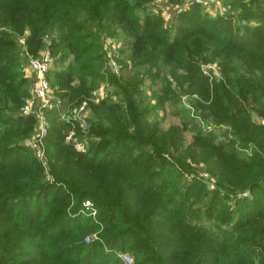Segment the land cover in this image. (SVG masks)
<instances>
[{
  "label": "trees",
  "instance_id": "16d2710c",
  "mask_svg": "<svg viewBox=\"0 0 264 264\" xmlns=\"http://www.w3.org/2000/svg\"><path fill=\"white\" fill-rule=\"evenodd\" d=\"M154 1L0 0V264H123L118 253L134 264H264V126L251 117L264 118V1L234 0L239 14L216 19L195 4L174 35L148 12ZM26 32L31 57L50 37L57 62L48 79L63 101L80 105L102 85L119 100L90 104L86 155L65 145L66 126L52 117L47 174L22 145L36 124L20 116L33 85L19 43ZM121 35L128 65L107 73L104 43ZM207 61L219 63L221 81L202 75ZM186 81L215 126L233 125L252 145L250 157L203 129L201 108L165 100L174 85L187 94ZM169 102L181 120L165 127ZM239 193L250 197L234 206ZM87 201L97 223L81 214ZM96 232L101 242L85 244Z\"/></svg>",
  "mask_w": 264,
  "mask_h": 264
},
{
  "label": "built area",
  "instance_id": "2783aa9c",
  "mask_svg": "<svg viewBox=\"0 0 264 264\" xmlns=\"http://www.w3.org/2000/svg\"><path fill=\"white\" fill-rule=\"evenodd\" d=\"M210 2L215 3L217 8L221 7L220 3L214 1ZM193 3L197 5L209 4L205 3L203 0H194ZM186 7H188V5ZM181 9H179L180 13ZM220 14H227V10ZM29 36L30 33L26 32L23 37H19V43L22 47L21 55L24 57L26 71H29L33 76V86L30 89L29 95L23 101V106L20 109V116L24 118H35L36 124L33 134L26 139L22 145L33 153L37 160L41 162L47 174L48 159L46 139L52 127V117L55 115L58 121L66 126V129L63 131L65 145L80 155H86L89 152V139L87 137L90 127L89 106L91 103H99L111 97L105 88L101 87L94 91L91 96L80 105L73 106L63 101L55 94L48 79V75L54 69L55 63L57 62V58L52 56L50 37L44 38L45 46L39 53V56L31 57L28 54L26 46ZM104 47L106 53L105 72L120 75L121 65L119 62L122 60L121 54L112 40H106ZM112 48H114V50ZM111 99L114 102H118L117 97H112ZM262 123L264 124V121H262ZM79 132L81 136L78 135ZM208 178L209 176L207 175V179L205 180L206 183L204 184L212 191L215 189V186L208 182ZM249 196V193H243L240 199H245ZM81 214L87 215L94 220H97L98 217L95 206L89 201L83 203ZM95 234L96 235L93 237L86 238L85 243L90 244L91 242L101 241L99 233ZM117 255L123 264H134L132 255L128 253H118Z\"/></svg>",
  "mask_w": 264,
  "mask_h": 264
},
{
  "label": "rangeland",
  "instance_id": "374dc122",
  "mask_svg": "<svg viewBox=\"0 0 264 264\" xmlns=\"http://www.w3.org/2000/svg\"><path fill=\"white\" fill-rule=\"evenodd\" d=\"M184 1H185L184 5H181L178 7L177 6L172 7V6H169L167 4L166 0H155L151 5L147 6L148 12L152 13V14L160 13L161 15H163L165 17V20H166L165 22H166L167 26L170 28V32L172 33V35H174L177 31V28H178V24H176V20H177L178 15L180 14L179 9L182 8L181 13H183L185 11H188L193 5H195V3H193L194 0H184ZM203 1L205 3H209V4L208 5L202 4V5H198V6H200L203 9V11L205 12V14L211 19H216L217 17L229 18V16L232 14H236V15L239 14L237 12H233L231 9L230 4L234 0H203ZM210 1L220 3L221 7L217 8L216 4L211 3ZM259 1H264V0H259ZM187 5H188V7H186ZM226 10H227V14H225V15L220 14ZM121 36H122V38L121 37L111 38V39H107V40H112L114 42L119 53L121 52L120 54H121L122 59H123V65L126 66V65H128L127 60L131 54L130 50H129L130 41L127 40L124 35H121ZM112 49L114 50V48H112ZM200 71H201L202 75H204L209 80L210 83H213L214 81L219 82L222 80V69H221V66L219 65V63L217 61H215V62L207 61L205 63H201ZM25 75L27 77L33 79V76L29 71H25ZM179 75H181V74L179 73ZM149 81L150 80H147V83H146L147 86L146 87H149ZM101 87H104L105 90L109 93V95L112 96V92H109L107 85H102ZM175 88H177V86L174 85V87L172 86V89H170L167 92V95H165L166 101H181L180 106L182 108H187L189 110V112H190V109H192L193 107H199L203 110V114H204L203 117H206L207 121H210L212 118H214L213 115L211 114L210 106L208 104H205L202 101V99H200L198 92H197V87L190 89L189 88V82L186 81L185 82V90L187 91V94H180V95L176 93ZM144 95L148 98V101L150 98V101L153 104V106L156 105V103H155L156 100H154L152 98V93L150 91L145 90ZM180 106L178 108H180ZM164 112H165V121L163 123V126H165V127H169L171 124H178L179 121L181 120V119H178L176 117L177 108H175L174 105L171 104L170 102L165 107ZM192 114H194L193 111H192ZM162 115H164L163 112H161L160 117H163ZM90 116H91V112H90V106H89V119H90ZM251 117H252V122L254 123V126H257V125L259 126V124L261 126H264V124L262 123V121H264V118H260L258 115H255V116L252 115ZM217 118H221V117L217 116ZM201 127L203 129L207 127L208 133L215 130L214 132H217L216 134L218 135V141L219 142H223L225 140L236 141L235 142L236 143L235 148L238 150L244 149V150H242V153L246 154V156H248V157L251 156L252 150L254 148L250 144H248L246 147H243V145L240 144L241 142L239 141L238 137L235 135V132H236L235 129L236 128L234 129L233 125H230V126H227V125L218 126L217 125V126H215L213 121L205 122L202 120L201 121ZM185 137H186L187 142H189L190 139L192 138V135L186 134ZM199 179L203 183H206L205 180L207 179V175H205V174L201 175V176H199ZM208 182L211 183L212 185H214V181L212 180V177L208 178ZM212 191H215V189ZM241 194H243V193L233 194L231 196L230 200L232 201V204H234V206L237 203L236 201L243 200V199H240ZM89 218H91V217H89ZM94 221L97 223V220H94ZM96 233H99V236H100V232H96ZM94 235H96V234L93 233L91 235H88L86 238L93 237ZM86 238H85V240H86ZM85 240H84V243H85ZM100 240H101V237H100ZM97 242H101V241L91 242L90 244L97 243ZM87 245H89V244H87Z\"/></svg>",
  "mask_w": 264,
  "mask_h": 264
}]
</instances>
